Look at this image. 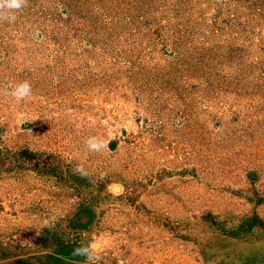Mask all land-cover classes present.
<instances>
[{
    "label": "rangeland",
    "instance_id": "obj_1",
    "mask_svg": "<svg viewBox=\"0 0 264 264\" xmlns=\"http://www.w3.org/2000/svg\"><path fill=\"white\" fill-rule=\"evenodd\" d=\"M15 17L0 264H264V0H26ZM24 80L27 100L5 93Z\"/></svg>",
    "mask_w": 264,
    "mask_h": 264
},
{
    "label": "clouds",
    "instance_id": "obj_2",
    "mask_svg": "<svg viewBox=\"0 0 264 264\" xmlns=\"http://www.w3.org/2000/svg\"><path fill=\"white\" fill-rule=\"evenodd\" d=\"M25 2L26 0H0V19L15 20V13L24 7ZM35 36H39V33ZM5 93L14 100L24 101L32 95V86L28 80L20 81L5 89ZM86 143L90 151H100L105 146L104 141L96 136L89 137ZM82 251L87 253V249ZM88 259L93 257L89 255Z\"/></svg>",
    "mask_w": 264,
    "mask_h": 264
},
{
    "label": "water",
    "instance_id": "obj_3",
    "mask_svg": "<svg viewBox=\"0 0 264 264\" xmlns=\"http://www.w3.org/2000/svg\"><path fill=\"white\" fill-rule=\"evenodd\" d=\"M116 187H118V186H116ZM116 187H115V188H116ZM117 189H118V188H117Z\"/></svg>",
    "mask_w": 264,
    "mask_h": 264
}]
</instances>
